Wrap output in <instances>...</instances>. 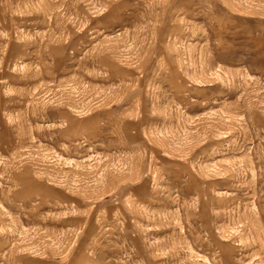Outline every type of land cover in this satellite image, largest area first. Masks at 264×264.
Here are the masks:
<instances>
[{"label": "rangeland", "instance_id": "374dc122", "mask_svg": "<svg viewBox=\"0 0 264 264\" xmlns=\"http://www.w3.org/2000/svg\"><path fill=\"white\" fill-rule=\"evenodd\" d=\"M0 264H264V0H0Z\"/></svg>", "mask_w": 264, "mask_h": 264}]
</instances>
